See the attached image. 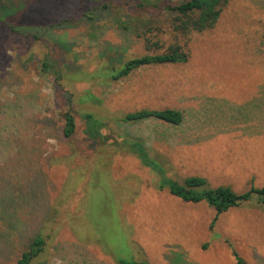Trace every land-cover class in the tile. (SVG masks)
<instances>
[{"label":"rangeland","instance_id":"rangeland-1","mask_svg":"<svg viewBox=\"0 0 264 264\" xmlns=\"http://www.w3.org/2000/svg\"><path fill=\"white\" fill-rule=\"evenodd\" d=\"M105 1L111 11L97 7ZM138 10L125 0H0L9 15L0 18V264H15L41 231L46 248L32 264H237V255L264 264L257 197L221 213L186 201L161 186L134 143H120L121 133L141 144L178 181L263 186L264 0H229L215 28L191 36L186 64L104 76L147 53L137 35L145 18L167 26L164 15ZM69 61L96 72L65 75L77 107L112 121L117 131L107 132L120 143L80 134L73 160L61 130L68 90L57 92L54 78ZM164 107L182 111L183 122L115 120Z\"/></svg>","mask_w":264,"mask_h":264},{"label":"trees","instance_id":"trees-1","mask_svg":"<svg viewBox=\"0 0 264 264\" xmlns=\"http://www.w3.org/2000/svg\"><path fill=\"white\" fill-rule=\"evenodd\" d=\"M125 1L131 2V4L133 3L136 10L139 9L140 15L138 16L143 17L142 14L144 13H141V10L155 17L164 15L167 19V26L150 24L151 22H149L147 18L143 20L142 28L137 35L141 38L147 53L127 59L124 62V66L121 65L118 69L108 68V71L103 75L105 76L107 74L115 80H120L129 76L131 73L144 67L186 64L191 57V36L194 33H201L215 28L222 16L224 6H226L229 0H184L180 3L166 2L153 5L141 1ZM97 7L103 9L102 11L112 10L110 2L107 1ZM1 16L7 17L9 15L4 12L3 14L0 13V18ZM130 16L134 17L135 15ZM146 16L148 17V15ZM166 36H170L171 40L167 41V38H165ZM46 65L47 63H44V66ZM70 65L73 67L74 64L69 61L66 69H57L56 74H54L56 83L55 89H57V92L60 91L59 88L61 90H68L69 104L66 110L60 112V116L63 120L61 129L62 134L70 142V145L74 144L72 146V153L68 157L69 160H73V157L77 154L74 147L77 145L75 143L80 139V134L90 142L99 141L102 144H109L112 149H114L113 147H118L120 143L124 145L134 143V146L132 148L130 147V151L140 158L147 166H152L154 169L157 168L156 170L161 173L160 175L162 177L161 186L168 187L173 194L178 195L186 201H206L219 213L256 197L258 202L264 205V185L261 187L252 186L249 190L237 192L231 186H212L206 178L201 176H188L183 181H178L167 176L161 165L154 160V157L149 155L148 150L141 144L126 139L121 133L120 139L122 141L120 143L117 142L118 140L112 138V136L108 134L109 132H107L108 130H113V132L114 130L117 131L112 121L90 111H81L73 99L74 94L71 95V91H69L66 84L63 82L65 75L70 73L73 75L76 72L85 71L86 76L88 75L87 77L90 76V73L92 74V76L88 78L92 79L94 77L96 78V72H88L80 67L71 69ZM68 80L71 81V79ZM151 118L161 120L168 124L179 125L183 122L184 115L182 111L172 107L158 109L142 108L126 112L115 120L121 124H127ZM80 121H82V124ZM116 135L118 136L119 133H116ZM137 145H140V147ZM31 195L32 197L39 198V192H34V194L31 193ZM53 210H55V208H53ZM45 248L46 238L43 231H41L27 245L26 249L22 251L21 256L15 264H32L33 260L42 253ZM237 258V264H248L243 257L237 255ZM123 264L147 263L123 262Z\"/></svg>","mask_w":264,"mask_h":264}]
</instances>
